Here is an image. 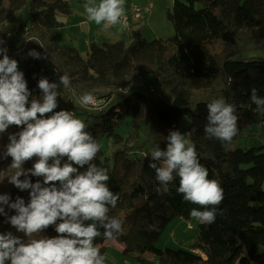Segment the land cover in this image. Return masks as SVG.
Returning <instances> with one entry per match:
<instances>
[{"label":"trees","instance_id":"16d2710c","mask_svg":"<svg viewBox=\"0 0 264 264\" xmlns=\"http://www.w3.org/2000/svg\"><path fill=\"white\" fill-rule=\"evenodd\" d=\"M71 13L67 0H0V40L18 62L32 97L42 96L41 78L59 83L61 75L70 77L71 87L58 89L55 111L73 112L100 144L94 163L107 170L108 187L119 196L109 215L122 221V234L115 239L123 244L122 255L138 264H264V147H237L241 133L255 125L264 129V110L250 99L253 88L264 97V0H175L168 13L173 37L147 41L143 27L132 25L130 42L93 43L87 59L57 36L63 26L58 14ZM21 33L20 45L10 41ZM30 50L42 58L28 56ZM85 93L95 97L94 104L81 102ZM219 98L237 109L238 132L230 143L209 139L204 131L207 104ZM182 117L189 120V141L200 163L224 198L215 221L200 223L188 248L161 250L156 244L172 221L190 220L194 208L205 210L177 192L178 178L169 193H158L155 170L149 167L151 151L157 145L166 150L167 137L178 131ZM129 120L136 138L124 141L118 130ZM21 130L11 126L0 134V154L8 135ZM111 138L114 148L106 155L101 141ZM10 164L11 157L0 159V195L8 194L13 202L19 196L27 204L29 192L7 180L14 171ZM5 220L0 215V233L23 238ZM100 231L94 244L104 255L107 239ZM41 235L58 234L50 226Z\"/></svg>","mask_w":264,"mask_h":264},{"label":"clouds","instance_id":"9594fccd","mask_svg":"<svg viewBox=\"0 0 264 264\" xmlns=\"http://www.w3.org/2000/svg\"><path fill=\"white\" fill-rule=\"evenodd\" d=\"M83 8L87 20L103 25L105 31L125 15L124 0H88ZM4 43L0 40V134L11 126L22 130L8 135L0 159L11 157L8 168L14 171L7 180L28 191L29 202L19 196L13 202L8 194L0 195V215L23 234L21 238L12 232L0 233V264H105L106 257L94 241L101 236V228L107 240L122 234V221L109 215L119 196L108 187L107 170L94 163L100 144L86 131L87 125L73 112L55 111L58 89L70 88L71 79L66 74L59 77V83L41 78L38 88L42 96L32 97L24 73L8 56ZM28 56L42 58L35 50ZM250 99L258 110H264V97L255 88ZM80 100L85 105L95 103L91 93ZM207 110L206 136L230 143L238 132L236 106L219 98L208 103ZM34 158L32 168L25 169L24 164ZM151 161L149 167L155 170L160 185L158 193H169L170 184L178 178L176 190L183 199L205 209L194 208L190 216L202 224L215 221L223 189L208 178L195 144L185 134L171 131L166 150L157 145L151 151ZM30 177L42 178V182L32 183ZM5 208L15 214L9 215ZM50 226H55L58 235L42 236Z\"/></svg>","mask_w":264,"mask_h":264},{"label":"crops","instance_id":"0c3cea01","mask_svg":"<svg viewBox=\"0 0 264 264\" xmlns=\"http://www.w3.org/2000/svg\"><path fill=\"white\" fill-rule=\"evenodd\" d=\"M67 1L71 6L72 13L70 15L58 14V20L63 26L57 30V36L60 38L63 45L76 48L81 55H83L82 51L86 55L90 49V45L93 43H115L127 39V37L131 35V27L113 26L105 31L103 30V25H96L94 21H88L83 8V5L87 3L88 0ZM174 1L175 0H138V2L128 1V3L140 4L150 9L148 13L143 15L142 21L137 25L142 26L144 31L145 29H149L154 33H159L161 26H166L165 21L169 22L167 21L169 20L168 13L172 10ZM237 147L244 149L251 147V145L249 143H241L237 140ZM108 242H113V247H117L122 254L123 244L118 243L116 240H107L105 246ZM106 248L107 250L104 254L106 257L105 260H110L111 255L108 253V246H106ZM146 258L150 261L152 260L148 257V254ZM134 264L138 263L134 262Z\"/></svg>","mask_w":264,"mask_h":264},{"label":"rangeland","instance_id":"374dc122","mask_svg":"<svg viewBox=\"0 0 264 264\" xmlns=\"http://www.w3.org/2000/svg\"><path fill=\"white\" fill-rule=\"evenodd\" d=\"M128 1L138 2V0H125V2H127V6H130L132 4L128 3ZM167 21L169 22L165 21L166 26H161L159 33H154L149 29H145L144 36L147 41H152L153 39H156V37H162L164 39L173 37L175 35V27L170 20ZM22 39H25V34L21 33L18 36L11 37L10 41L15 43L16 45H20ZM127 41H131L130 36L127 37ZM88 53L89 51L85 55V53L82 51V56L84 59L88 58ZM86 109H89V107H86ZM188 127V118L182 117L179 123L178 131L181 134H185V138L189 140ZM132 130L133 125L129 120L127 121L126 126L118 130V133L123 137L124 141H132L136 138L132 134ZM238 140L241 143H249L251 147H264V129L259 125H255L252 128L247 129V131L241 133ZM101 148L105 151L106 155H111L114 148L113 139H103L101 141ZM199 224L200 222L193 218H191L190 220H184L180 218L175 219L170 223L166 231L163 233L162 237L157 242L156 247L161 250L166 247L173 249L176 248L175 250L180 248H188L190 244H192L196 239ZM190 226H192L193 229H191ZM113 245V242H108L106 244V246H108V253L111 255V259L105 260V264H134V262H136V260H132L130 258L126 259L127 257L125 258V256L121 254L118 248L113 247ZM148 257L154 262H157L156 258L152 254H148Z\"/></svg>","mask_w":264,"mask_h":264},{"label":"built area","instance_id":"2783aa9c","mask_svg":"<svg viewBox=\"0 0 264 264\" xmlns=\"http://www.w3.org/2000/svg\"><path fill=\"white\" fill-rule=\"evenodd\" d=\"M124 8L125 15L121 18V22L114 26L131 27L132 25H137L142 21L143 15L148 13L150 10L140 4H131L130 6H127L125 1ZM190 228L193 229L192 226H190Z\"/></svg>","mask_w":264,"mask_h":264}]
</instances>
